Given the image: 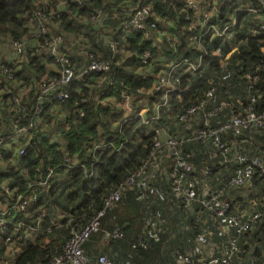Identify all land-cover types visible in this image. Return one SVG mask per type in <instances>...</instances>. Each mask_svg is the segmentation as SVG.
<instances>
[{"label": "trees", "instance_id": "trees-1", "mask_svg": "<svg viewBox=\"0 0 264 264\" xmlns=\"http://www.w3.org/2000/svg\"><path fill=\"white\" fill-rule=\"evenodd\" d=\"M35 1L0 0V45L24 42L14 59L0 56V211H7L4 233H0V264H48L62 253L70 234L80 232L100 211L104 214L99 230L82 244L89 260L105 255L130 264L172 263L176 249L172 241L184 237L190 243L200 225L197 214L169 199L170 181L161 174L168 160H163L150 184L120 193L115 206H124L127 217L123 213L115 223V206L104 208V201L147 160L155 140L186 138L189 141L179 148L189 155L194 175L199 178L207 169L206 181L224 190L231 209L251 207L261 213L258 224L237 241L244 252L240 258H255L252 263L259 264V243H264V174L254 173L248 186L236 190L226 182L241 167L238 156H260L264 162V127H249L237 135L228 130L217 134L219 142L230 147L225 156L210 139H200L198 132L219 130L232 117L250 111L256 116L264 113V35L250 36L247 29L252 25L246 15L228 16L232 11L228 4L219 5L204 27L194 25L211 2L217 6L219 0H196L198 12L185 9L183 0H145L152 17L144 21L143 31L121 28L136 0H79L78 4L42 0L51 16ZM38 9L45 18L43 34L42 20L35 16ZM91 16L100 24H91ZM230 17L236 21L232 37L205 33L210 25L221 29ZM55 36L61 37L59 52L76 76L65 87L67 98L62 102L54 100V91L39 95L42 84L59 78V65L46 46ZM111 37L117 40L115 54L105 43ZM231 48L234 51L225 57ZM144 53L148 58L142 64ZM90 61L108 63L109 71L79 75ZM171 63H199V67L192 72L181 64L172 76L175 82L170 79V90H152ZM210 87L208 99L205 93ZM164 95L167 106L158 109L157 123L143 127L142 110L144 118L151 116ZM196 106L185 122L178 121ZM195 117L199 121L188 127L186 123ZM30 119L33 126L25 134L15 132ZM17 194L21 200L30 199L22 212L11 210ZM170 205L175 207L169 212ZM144 219H149L145 229ZM114 227L121 228L122 238L107 239L108 252L96 253L104 233ZM182 227L185 231H180ZM158 228L161 238L154 242L147 231ZM29 229L35 231L27 233ZM175 234L179 236L172 238ZM138 238L145 248L132 247ZM9 246L16 250L14 258L5 252Z\"/></svg>", "mask_w": 264, "mask_h": 264}, {"label": "built area", "instance_id": "built-area-1", "mask_svg": "<svg viewBox=\"0 0 264 264\" xmlns=\"http://www.w3.org/2000/svg\"><path fill=\"white\" fill-rule=\"evenodd\" d=\"M69 2L79 3V0H70ZM184 8L192 12H198V5L196 0H183ZM228 4L231 7V12L228 16L243 12L246 15V19L251 23V27L247 29L250 36L264 35V0H219L216 6L214 1L211 2L210 9L202 14L201 21H196L194 25L199 24L200 27H204L211 17L215 15L219 5ZM216 6V7H215ZM40 9L35 12L40 20L39 28L41 34L44 33V19L41 16ZM36 16V17H37ZM152 17L150 13V7L145 3V0H136L135 7L133 8L132 14L126 23H122L121 28L123 31H143L144 21ZM92 21H89L93 25H99L100 21L95 16H91ZM226 24L221 29L216 27L207 26L205 33L210 32L212 36L218 38H229L233 36L232 29L236 26V21L232 17L228 18ZM153 28L154 26L151 25ZM192 27V26H191ZM199 39H195V44H199ZM109 50L112 54L118 52L117 40L113 37L105 41ZM24 42L22 40L14 41L10 45L12 56L19 54ZM46 46L49 53L55 58V61L59 65V78L46 81L39 88V95L44 96L49 91H54V100L64 101L67 98L65 87L76 77L73 73V69L68 67L66 57L62 55L59 50L61 49L62 39L60 36H55L50 40V44ZM234 51L231 48L227 57ZM148 58V54H143L142 64L145 63V59ZM221 64L222 62L219 61ZM184 64L188 71L195 72L199 67V63H171L166 70V73L158 79L156 86L152 90L164 91L166 88L169 90L172 88L170 79L177 68ZM109 71V64L102 61H90L86 67H84L79 75L89 74L90 72L106 73ZM1 72L6 73V69H2ZM175 82V80H174ZM213 91V87H210L205 93L206 98L210 99ZM164 92H167L166 90ZM39 100V99H37ZM202 102V101H201ZM199 103V105L201 104ZM167 102L165 95L160 104L156 105V111L149 117L144 118L145 110H142L140 115V124L145 126H151L157 123L158 109L166 107ZM196 107H190L184 115L179 118V122H185L186 116L193 115L196 112ZM264 113L256 116L253 112L245 113L243 116L232 117L228 124L222 126L216 131H199L198 136L200 139H210L214 147L218 149L223 156L230 150V147L224 143H220L217 134H221L225 131H231L234 135L240 133L241 130L249 127H264ZM33 126V121L30 119L26 125L18 126L15 132L18 134H25L28 129ZM189 138L186 139H167L164 142L154 141L151 149L148 153L147 160L125 181L119 185L114 192H112L104 201V208H111L115 206L120 200V193L126 188H132L139 185L145 186L152 182L153 175L155 172L159 173L163 164V160H168L169 164L167 168H163L161 174L167 176L170 181L169 187L166 186V190L170 191L173 202L177 201L179 204H183L186 211L189 213H195L199 217H203L202 225L199 229V234L194 237L191 241V247L188 250L175 249L172 252V259L175 264H246L244 257L240 258L241 252L237 244L238 239L251 231L260 221L261 213L259 210H255L248 207L245 211H239L237 206L231 209L230 201L223 198L224 190L212 188L206 181L209 174L208 170L202 171L203 179L200 175L197 178L194 175V167L189 161V155L180 151L181 144H186ZM166 153V154H164ZM18 154H22V150L18 151ZM240 168L235 170V173L227 180L226 185L231 190H236L249 185L254 173L264 174V162L260 156H238ZM3 190L7 191L5 187ZM132 190V189H129ZM165 190V191H166ZM197 191L200 194H197ZM13 192H15L13 190ZM166 194V192H163ZM243 197V196H241ZM19 194L16 195L15 204L11 207V210L22 212L24 211L30 199H22ZM21 200V201H20ZM233 200L231 203H235ZM175 205H170L169 212ZM197 209L200 211L197 212ZM7 211L4 209L0 211V233H4L5 228V215ZM198 213H206L200 215ZM104 211L98 212L95 217L86 225L80 232H72L70 238L65 244L63 251L60 255L53 257L48 264H130L126 262H114L105 255H98L94 260H89L82 249V244L87 240L90 234L96 233L99 230V219L103 216ZM210 221L211 223H209ZM149 225V219H144L143 229ZM180 231H185L186 228H180ZM35 231L29 229L27 233ZM177 232V231H175ZM179 232V231H178ZM161 234L160 229H154L151 233L147 231V235H150V239L158 241L159 235ZM182 235V234H180ZM123 234L120 227H114L111 233H104V239H120ZM219 239L220 243L218 246V252L208 258L201 257V248L204 245L209 244L213 239ZM137 243L133 244L132 247L145 248V243L140 238L137 239ZM7 241V239H6ZM253 245V244H250ZM255 261L252 258L251 262Z\"/></svg>", "mask_w": 264, "mask_h": 264}, {"label": "crops", "instance_id": "crops-1", "mask_svg": "<svg viewBox=\"0 0 264 264\" xmlns=\"http://www.w3.org/2000/svg\"><path fill=\"white\" fill-rule=\"evenodd\" d=\"M157 41V39H156ZM9 56V55H7ZM131 191V190H129ZM115 211H113V215H114V222L117 223L120 221V219L122 218V215L123 213H126V217H127V212H126V209L124 208V206H115L114 207ZM202 220H203V217H199L197 215V218H196V222L200 225H202ZM199 227V229H200ZM143 228V227H142ZM163 235V234H162ZM176 236H179L178 234H175L172 238H175ZM159 238H161V235H159ZM152 240V239H151ZM108 241L107 239H104V237H102V239L100 240L98 246L95 248L96 249V253H103V251H106L108 252V249L106 248L107 245H108ZM153 241V240H152ZM155 242V241H154ZM220 243V240L219 239H213L212 241L209 242V244L207 245H204L201 250V257H204V258H208L210 256H212L213 254L217 253L218 252V244ZM191 242L188 243L187 241H185V238L184 237H178L176 238L175 240L172 241V247H175L176 249H181V250H188L190 247H191ZM261 250L264 248V245L263 243L259 244ZM14 252L16 253V250H14ZM13 250L9 249L8 250V254H12L14 253ZM13 256V255H11ZM252 258H244V262L247 263V264H253L251 262ZM256 261L259 263V264H264V249L261 251L260 253V256H258V259H256ZM172 262V261H171ZM164 264H175L174 262L172 263H164Z\"/></svg>", "mask_w": 264, "mask_h": 264}, {"label": "rangeland", "instance_id": "rangeland-1", "mask_svg": "<svg viewBox=\"0 0 264 264\" xmlns=\"http://www.w3.org/2000/svg\"><path fill=\"white\" fill-rule=\"evenodd\" d=\"M35 6H38V7H40L41 9H43V11L45 12V14H47L48 16H51L52 14V12H51V10L50 9H44V4L42 3V0H36L35 1V4H34ZM40 12H42V11H40ZM70 42V41H69ZM8 44L7 43H4L3 45H0V56L3 58V59H5V60H8V59H12L14 56H12V53H11V49H10V46H7ZM7 55H9V56H7ZM14 59V58H13ZM158 76V75H157ZM197 122V121H199V118L198 117H195V119L193 120V122H189V123H186V125L189 127L190 125H191V123L193 124H195V122ZM145 127H149V126H145ZM146 130V129H145ZM262 242H260L259 244H261ZM263 245H264V243H263ZM9 248L11 249V250H13V252H14V248H12V246H9ZM264 249V248H263ZM262 249V250H263ZM6 253L8 252V250H6L5 251ZM11 255H15V252L14 253H12ZM12 258H14V256L12 257Z\"/></svg>", "mask_w": 264, "mask_h": 264}]
</instances>
